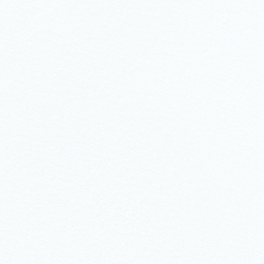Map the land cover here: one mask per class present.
Segmentation results:
<instances>
[{
    "label": "snow or ice",
    "instance_id": "snow-or-ice-1",
    "mask_svg": "<svg viewBox=\"0 0 264 264\" xmlns=\"http://www.w3.org/2000/svg\"><path fill=\"white\" fill-rule=\"evenodd\" d=\"M0 264H264V0H0Z\"/></svg>",
    "mask_w": 264,
    "mask_h": 264
}]
</instances>
